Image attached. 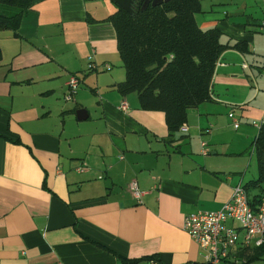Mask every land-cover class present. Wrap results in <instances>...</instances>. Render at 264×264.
<instances>
[{"label": "crops", "instance_id": "0c3cea01", "mask_svg": "<svg viewBox=\"0 0 264 264\" xmlns=\"http://www.w3.org/2000/svg\"><path fill=\"white\" fill-rule=\"evenodd\" d=\"M199 1L198 27L218 32L227 49L209 100L188 110L187 132L172 135L162 112L116 89L125 70L107 21L113 1L32 0L15 32L0 31V264L203 263L183 217L219 211L233 188L258 177L264 0ZM255 249L237 256L264 264L247 262Z\"/></svg>", "mask_w": 264, "mask_h": 264}, {"label": "trees", "instance_id": "16d2710c", "mask_svg": "<svg viewBox=\"0 0 264 264\" xmlns=\"http://www.w3.org/2000/svg\"><path fill=\"white\" fill-rule=\"evenodd\" d=\"M144 2L136 0L132 14L115 4L117 11L107 19L115 29L125 70V81L116 89L122 96L135 94L141 110L162 112L172 135L186 123L190 108L209 100L216 62L227 48L220 44L218 32L198 27L199 0H169L141 11ZM31 3L0 0V31L15 32ZM255 156L258 177L244 188L254 211L264 201V125L255 140ZM260 257L264 245L245 256L247 262Z\"/></svg>", "mask_w": 264, "mask_h": 264}, {"label": "built area", "instance_id": "2783aa9c", "mask_svg": "<svg viewBox=\"0 0 264 264\" xmlns=\"http://www.w3.org/2000/svg\"><path fill=\"white\" fill-rule=\"evenodd\" d=\"M92 68V65H89ZM109 70V66H104ZM80 81L76 76H69L64 96L66 102H71L77 94ZM127 105L122 102L120 110L127 111ZM231 117V116H230ZM259 131L264 120L254 123ZM238 124L234 123V128ZM187 127L182 126L181 132H187ZM201 154H208L206 143H201ZM85 168H78V173L85 172ZM131 196L141 201L144 195L138 188L136 182L128 185ZM182 231L199 247L203 253L202 264H243L237 256L239 248H258L264 245V201L260 203L257 210H252L245 190L239 185L233 188L230 199L219 211H198L183 217ZM151 264H157L152 261Z\"/></svg>", "mask_w": 264, "mask_h": 264}, {"label": "water", "instance_id": "95a60500", "mask_svg": "<svg viewBox=\"0 0 264 264\" xmlns=\"http://www.w3.org/2000/svg\"><path fill=\"white\" fill-rule=\"evenodd\" d=\"M114 4H116L120 9L124 10L128 14H132V6L135 3L136 0H111ZM169 0H145L141 11H145L148 6L156 7L160 6L163 3L168 2ZM77 119L78 120H84L87 118V113L85 110H78L76 112Z\"/></svg>", "mask_w": 264, "mask_h": 264}, {"label": "rangeland", "instance_id": "374dc122", "mask_svg": "<svg viewBox=\"0 0 264 264\" xmlns=\"http://www.w3.org/2000/svg\"><path fill=\"white\" fill-rule=\"evenodd\" d=\"M81 90H84L85 91V88L82 86V89ZM84 98L85 99H88V100H90L92 103H93V106H92V108L95 106V104H94V101H95V99L92 97V95L90 94V92L89 93H87L86 92V94L84 95ZM70 103H73V102H70ZM85 110V109H84ZM244 189V188H243ZM245 190V189H244ZM246 192V191H245ZM247 194V193H246ZM247 198H248V195H247ZM248 201H249V199H248ZM243 261V260H242ZM243 264H244V262H243ZM258 264H261V262H259Z\"/></svg>", "mask_w": 264, "mask_h": 264}]
</instances>
